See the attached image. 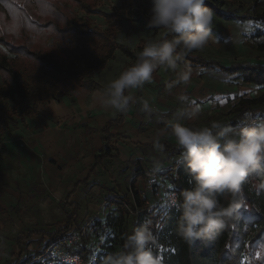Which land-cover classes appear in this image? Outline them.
I'll use <instances>...</instances> for the list:
<instances>
[{
	"label": "rangeland",
	"instance_id": "1",
	"mask_svg": "<svg viewBox=\"0 0 264 264\" xmlns=\"http://www.w3.org/2000/svg\"><path fill=\"white\" fill-rule=\"evenodd\" d=\"M206 4L213 6L209 9L213 14L209 42L203 51L188 56L226 65L264 63V0H206ZM150 8L151 0H95V14L76 7L90 18L92 26L117 31L115 56L106 69L94 72L86 86L88 91L96 88L101 92L109 80L135 61L121 51V45L137 52L147 39L156 37L157 31L149 28ZM105 13L115 17L109 20ZM183 63L192 72L188 86L169 90L166 84L173 74L161 68L153 73L151 83L135 90L137 98L149 99L157 111L148 119L138 102L133 105L120 129L124 137L111 141L114 156L92 173L95 156L106 149L101 120L111 110L99 105L93 108L82 89L63 97L74 107L65 121L52 116L44 119L41 112L39 116L29 114L32 98H0V264L35 256L36 251L43 254L34 260L50 264L67 250L62 244L44 249L48 238H43L42 232L67 226L68 241L77 242L84 234L94 254L105 249L110 238L119 230L127 234L136 220L137 205L135 209L126 203L122 224H106L107 215L117 209L116 199L126 197L134 202L138 191L149 205H159L157 194L147 186L146 172L152 171L154 160H160L163 169L159 173L171 174L181 156L172 153L173 147L178 148L172 139L161 137L163 151L149 145L165 121L179 118L182 109L199 107L197 120L183 122L194 126L213 120L228 123L242 98L264 93V85L246 83L186 57ZM180 96L187 100L180 101ZM73 205L80 207L77 213ZM114 247V251L120 248L118 244ZM247 261L245 258L243 264Z\"/></svg>",
	"mask_w": 264,
	"mask_h": 264
},
{
	"label": "trees",
	"instance_id": "2",
	"mask_svg": "<svg viewBox=\"0 0 264 264\" xmlns=\"http://www.w3.org/2000/svg\"><path fill=\"white\" fill-rule=\"evenodd\" d=\"M205 6L213 9L212 5ZM76 7L86 14L97 13L95 0H0L1 99L32 98L33 106L29 114L39 116L40 104L63 95L59 85L62 80L72 79L79 86L86 87L94 72L106 67L114 58L117 31L114 27L102 29L92 26L90 18L81 15ZM104 16L109 20L115 17L114 13H105ZM142 47L140 45L138 50ZM120 49L126 56L136 58V51L128 45L123 44ZM186 58L246 83L264 85V63L243 61L226 65L199 57ZM123 114L104 125L102 131L106 149L95 156L91 173L104 160L114 156L111 150L116 149L111 141L115 136L111 129L124 121ZM251 120H264V93L259 97L242 98L231 122L227 124L238 129ZM117 136L124 137L122 134ZM172 153L181 154V150L173 147ZM173 167L171 174L163 173L165 188L170 184L179 193L183 188L190 187L191 177L178 161ZM261 183H264V170L248 177L236 196L241 208L212 240H196L192 245L184 242L175 232L179 211L175 207L165 209L162 205L151 206L138 191L134 193V202L126 197L116 199L117 209L107 215L106 224L115 227L119 221L121 225L125 214L123 205L127 203L134 207L136 204L138 210L133 227L151 220L152 231L157 237L154 252L163 264H243L245 258H248L247 264H264V188L259 187ZM231 198L230 194L220 196L225 204ZM73 206L74 213H77L80 207ZM68 232V226L42 232L43 238H48L44 249L62 244L67 252L83 261L93 259L92 264H105L115 244L122 247L126 236L124 231L119 230L114 238L108 240L110 245L94 254L84 234L74 242L66 239L70 236ZM41 254L36 251L35 256L14 262L7 260L3 264H48L44 260H34Z\"/></svg>",
	"mask_w": 264,
	"mask_h": 264
},
{
	"label": "clouds",
	"instance_id": "3",
	"mask_svg": "<svg viewBox=\"0 0 264 264\" xmlns=\"http://www.w3.org/2000/svg\"><path fill=\"white\" fill-rule=\"evenodd\" d=\"M205 5L206 0H151L149 28L158 34L144 42L135 61L109 80L94 102L114 113H126L138 102L150 119L156 107L134 92L151 83L157 69L173 74L166 84L169 90L188 86L192 72L183 60L203 51L211 35L213 14ZM178 99L186 101L187 97ZM200 111L199 107L182 109L179 118L165 121L152 137L160 151L161 137L174 140L181 150L178 164L191 177L190 187L173 191L169 197L170 206L180 213L175 232L190 245L196 240H212L228 225L242 206L236 196L243 184L251 174L264 170V120H251L238 129L220 120L202 126L183 122L197 120ZM162 169L161 161L154 160L152 171ZM259 187L264 188V183ZM224 194L232 197L226 204L220 200ZM151 224L147 220L134 226L105 264H163L154 252L157 237Z\"/></svg>",
	"mask_w": 264,
	"mask_h": 264
},
{
	"label": "crops",
	"instance_id": "4",
	"mask_svg": "<svg viewBox=\"0 0 264 264\" xmlns=\"http://www.w3.org/2000/svg\"><path fill=\"white\" fill-rule=\"evenodd\" d=\"M110 62V61H109ZM109 64V63H108ZM108 64L106 67L104 68H101V69H106L108 67ZM99 70V69H98ZM1 81V79H0ZM60 87H61V90L63 91V96L62 98L60 96L52 99L50 102L48 103H45V104H40L39 105V111L41 112V116L44 118V119H47L48 117L52 116V117H55L56 119L58 120H64L66 119V117L71 113L73 112L72 111V107L71 105H68L66 102H64L65 100L63 99V97H66L68 95H70L71 91H76L77 89H82V94L85 96V97H90L89 100L92 101L93 105L92 107L97 109L98 107V104H96L94 102V97L97 96L100 91H98V89H94L95 91H88L87 90V87H81L79 86L74 80L72 79H69V80H62L60 83H59ZM68 94V95H67ZM60 97V98H59ZM32 100V99H31ZM74 108V107H73ZM121 113H114V112H110V114H105L106 118L102 119L101 120V124L103 123L102 127H101V133H103L102 129L104 127V125L112 118H117L118 115H120ZM124 116V121L111 129V133L115 136V137H118L117 135H120L122 134L120 129L123 128V123L125 122V117H126V113L123 114ZM67 123L71 124V121H68ZM75 123V122H74ZM74 123L72 125H74ZM71 125V126H72ZM71 129V128H70ZM69 129V130H70ZM72 130V129H71ZM104 134V133H103ZM105 135V134H104ZM123 135V134H122ZM114 137V138H115Z\"/></svg>",
	"mask_w": 264,
	"mask_h": 264
},
{
	"label": "built area",
	"instance_id": "5",
	"mask_svg": "<svg viewBox=\"0 0 264 264\" xmlns=\"http://www.w3.org/2000/svg\"><path fill=\"white\" fill-rule=\"evenodd\" d=\"M1 150V149H0ZM147 175V186L149 189H151L153 192L157 194V202L161 206H163L165 209H170L172 206L169 204V197L171 193L174 191L178 193L175 189L168 184V187L165 188V178L163 173H154L146 172ZM165 188V189H164ZM149 204V201H147ZM155 205V204H154ZM153 205V206H154ZM152 206V205H151ZM69 240V239H68ZM70 263V264H84L85 261H83L80 257L70 254L67 251H64L56 260H51L50 264L53 263ZM93 259H91L89 264H92Z\"/></svg>",
	"mask_w": 264,
	"mask_h": 264
}]
</instances>
